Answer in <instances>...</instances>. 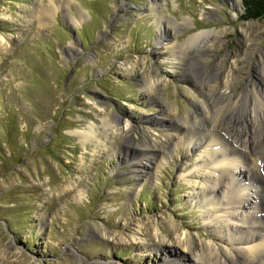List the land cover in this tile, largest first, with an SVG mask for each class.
Instances as JSON below:
<instances>
[{
	"label": "rangeland",
	"instance_id": "obj_1",
	"mask_svg": "<svg viewBox=\"0 0 264 264\" xmlns=\"http://www.w3.org/2000/svg\"><path fill=\"white\" fill-rule=\"evenodd\" d=\"M242 13L241 0H0V264H204L193 248L241 246L194 198L205 148L173 128L250 139L264 174V106L246 95L264 94V20Z\"/></svg>",
	"mask_w": 264,
	"mask_h": 264
},
{
	"label": "bare ground",
	"instance_id": "obj_2",
	"mask_svg": "<svg viewBox=\"0 0 264 264\" xmlns=\"http://www.w3.org/2000/svg\"><path fill=\"white\" fill-rule=\"evenodd\" d=\"M230 1L232 5H238V0ZM150 11L155 12L154 9H150ZM158 17L159 20L164 18L162 15H158ZM166 24L172 27L168 22H166ZM196 36L189 37V42L185 45L191 44V40H194ZM158 45H160L161 48L168 46L166 43H158ZM171 45L174 47V56L179 54L183 57H188L184 54V48H176V44ZM252 92L253 93H251L250 90V93H246V95L252 98V106H254L255 101H258V103L264 106V94L259 95L258 91ZM236 101H238L237 98L234 103H236ZM168 111L169 110L163 109L161 111V116L170 119L171 115ZM251 111L252 114H254V109H251ZM257 118L262 117L257 116ZM179 125L182 129H179L180 127L177 125L174 126L173 132L180 138L182 143L184 142L187 146H195V148L200 146L205 148L202 152L201 162L197 165L196 169L203 168L206 169L207 172L204 175L205 179H202L201 192L196 194L194 198L204 204V206L215 205L216 208L221 211L222 216H217V218L207 222L212 224L215 228L221 229L222 231L219 232L227 236L230 241L234 240L235 236H238L241 245L235 252L230 254L225 250L216 248L215 250L211 245L202 244L200 247L198 246V249L193 248V250H191V259H193L192 256L195 257L194 259L201 258L204 264H264V174L261 173L263 172L262 167L256 165L254 157L257 156L252 155V153H254V144L249 142L250 139L235 134L225 127L221 128L217 124H207L201 127L197 125L195 121L191 123L188 121L181 122ZM107 126H104L107 131L109 128H114L110 126L107 128ZM127 127L128 124L125 122L119 130L124 131ZM233 127L235 126L233 125ZM92 128H94V126L90 125L89 131L79 136L83 144L90 139ZM116 129L114 131L118 132V129ZM196 130H199V132H196ZM76 134L80 133L76 131ZM197 137H201V139L198 140ZM256 146L255 150H257L259 146L264 147V133L260 134ZM236 151L242 152L245 155V163L242 164L237 162L238 160L236 161L234 158L229 157L228 154H232ZM262 152L263 153L260 151V154L264 156V151L262 150ZM143 156L149 157L147 153ZM261 159L264 160V157ZM144 162L145 164L137 163V167H143V170L138 168L136 173H139L137 176L148 179V173L144 170L148 168L144 167L151 168L152 163L151 160L147 163L146 160ZM239 164L245 167V171L240 169L237 170ZM224 181H227V192L232 194L229 201H225V190H223V188L226 185ZM254 186H257V188L260 187L261 190L255 192ZM250 198L255 199L256 202L249 203L248 199ZM242 203H248L246 211H241L239 209L243 205ZM194 251L198 256H196ZM165 258L169 259L170 256Z\"/></svg>",
	"mask_w": 264,
	"mask_h": 264
},
{
	"label": "trees",
	"instance_id": "obj_3",
	"mask_svg": "<svg viewBox=\"0 0 264 264\" xmlns=\"http://www.w3.org/2000/svg\"><path fill=\"white\" fill-rule=\"evenodd\" d=\"M243 13L241 20H264V0H241Z\"/></svg>",
	"mask_w": 264,
	"mask_h": 264
}]
</instances>
